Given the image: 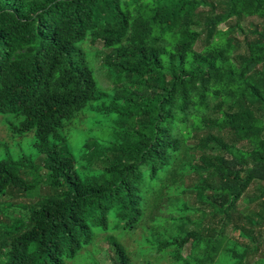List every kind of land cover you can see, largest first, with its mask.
Segmentation results:
<instances>
[{
    "label": "trees",
    "instance_id": "1",
    "mask_svg": "<svg viewBox=\"0 0 264 264\" xmlns=\"http://www.w3.org/2000/svg\"><path fill=\"white\" fill-rule=\"evenodd\" d=\"M249 17L260 23L246 31ZM87 39L107 50L110 95L84 60ZM100 98L112 139L85 138L76 161L62 131ZM0 117L33 134L36 156L0 160V198L40 192L1 207L25 215L0 219V264H66L110 213L129 231L146 199L185 179L200 216L180 217L157 253L264 264V0H0ZM106 242L112 264H130Z\"/></svg>",
    "mask_w": 264,
    "mask_h": 264
},
{
    "label": "rangeland",
    "instance_id": "2",
    "mask_svg": "<svg viewBox=\"0 0 264 264\" xmlns=\"http://www.w3.org/2000/svg\"><path fill=\"white\" fill-rule=\"evenodd\" d=\"M258 23L260 21L256 17L245 18L240 22L246 31H249ZM80 49L84 55V60L92 71L97 86L101 91H105L106 94L110 95L112 93L111 78L109 71L101 60L102 55L107 50L102 47L99 41L90 43L88 39L80 45ZM104 105L105 100L103 98L90 102L73 122L64 127L62 136L66 141L67 149L76 161L81 159L79 152L85 138L98 141H110L112 139V117L101 111V107ZM17 122L14 117H0V160L8 155L15 161L21 157H26L35 163L33 134H13L11 127H15ZM188 185L186 179L181 184L183 189L185 187V192H182L184 191L182 188L176 191L170 186L164 188L162 190L163 198L160 202L152 203L148 201L149 198L146 199L140 222L129 231L122 230V223L115 222L110 213L107 217V229L102 232L96 228L92 229V243L83 247L75 259L66 262V264H112L113 254L106 242V238L110 237L125 250L130 264H173L172 259L169 257L172 248L166 251L168 254L157 253L156 245L166 238L178 236L177 223H180V217H188L190 221H194L200 216L198 212H195L197 206L193 196L186 189ZM39 194L40 192L37 189L26 198L14 200V203L6 197L0 198V208L9 202L28 206L36 200V195ZM182 203L186 211L181 214L179 213L181 208L179 205ZM0 212V219H21L25 215L17 207L5 208L4 210L1 208ZM245 212L249 213L250 211L246 210ZM188 250L187 243L180 248L179 254L184 257L188 254ZM218 264L226 263L222 259Z\"/></svg>",
    "mask_w": 264,
    "mask_h": 264
}]
</instances>
